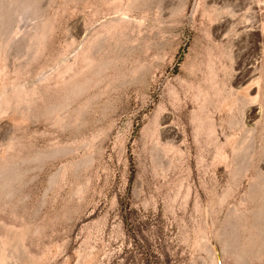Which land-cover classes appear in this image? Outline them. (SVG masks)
<instances>
[{"label": "rangeland", "instance_id": "374dc122", "mask_svg": "<svg viewBox=\"0 0 264 264\" xmlns=\"http://www.w3.org/2000/svg\"><path fill=\"white\" fill-rule=\"evenodd\" d=\"M0 264H264V0H0Z\"/></svg>", "mask_w": 264, "mask_h": 264}, {"label": "bare ground", "instance_id": "6f19581e", "mask_svg": "<svg viewBox=\"0 0 264 264\" xmlns=\"http://www.w3.org/2000/svg\"><path fill=\"white\" fill-rule=\"evenodd\" d=\"M228 17H229V16H228ZM256 19H257V18H256ZM219 23H220V22H219ZM224 25H225V24H224ZM228 25H229V24H228ZM226 26H227V25H226ZM225 28H226V27H225ZM223 29H224V28L222 27V32H223ZM223 35H224V34H223ZM250 67H251V66H250ZM246 69H247V68H246ZM250 69H251V68H250ZM250 69L248 68L247 71H250ZM243 70H244V69H243ZM252 70L254 71V68H253ZM243 72H244V71H243ZM251 72H252V71H251ZM251 72H250V73H251ZM254 72H255V71H254ZM250 73H249V77H250V75H253V74H250ZM254 74H255V73H254ZM253 76H255V75H253ZM253 76H252V77H253ZM245 78H246V77H245ZM252 79H253V78H252ZM249 81H250V80H249ZM238 82H239V80H238ZM241 82H242V79H241ZM245 82H248V81H244L243 84H244ZM251 82H252V80H251ZM239 83H240V82H239ZM252 83H253V82H252ZM238 85H239V84H238ZM239 87H240V86H239ZM249 88H250V85L247 84L246 87H243V88H241L240 90H242V89L249 90ZM254 88H255V87H254ZM237 90H238V87H237ZM235 92H236V91H235ZM236 93H237V92H236ZM236 93H234V94H236ZM245 94H246V93H245ZM250 95H251V94H250ZM227 96H228V95H227ZM234 96H235V95H234ZM243 97H244V96H243ZM233 98H234V97H233ZM240 98H242V94H241V96H239V100H242V101H244V102L247 101V100L245 99L246 97L243 98L244 100H243V99H240ZM230 100H231V99H230ZM230 100H229V101H230ZM250 100H251V99H250ZM229 101H228V103H229ZM231 101H232V100H231ZM234 101H236V100H234ZM242 101H238V100H237V103L240 104V102H242ZM248 102H249V101H248ZM237 103H236V105H237ZM242 103H243V102H242ZM242 103H241V104H242ZM250 103H251V102H250ZM230 104H232V103L230 102ZM233 105H234V104H233ZM251 106H252V105H251ZM164 130H165V129H164ZM166 130H167V129H166ZM248 130H249V129H248ZM169 131H170V130H169ZM167 132H168V131H167ZM171 132H172V131H171ZM168 133H169V132H168ZM169 134H170V133H169ZM1 237H2V236H1ZM10 258H11V257H10Z\"/></svg>", "mask_w": 264, "mask_h": 264}]
</instances>
